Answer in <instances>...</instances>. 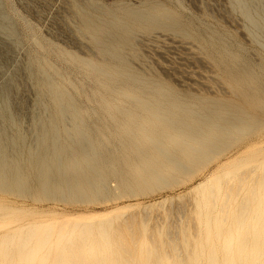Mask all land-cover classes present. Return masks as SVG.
<instances>
[{
	"label": "bare ground",
	"instance_id": "obj_1",
	"mask_svg": "<svg viewBox=\"0 0 264 264\" xmlns=\"http://www.w3.org/2000/svg\"><path fill=\"white\" fill-rule=\"evenodd\" d=\"M236 1L255 27L264 28L262 0L257 8L253 0ZM73 7L79 30L98 58H71L93 81L96 98L93 112L83 110L69 91L70 82L43 61L42 93L49 97L52 113L38 118L41 151L26 162L34 166L33 177L44 195L68 188L96 197L111 179L130 194L168 184L264 129V67L256 69L230 51L222 36L205 35L206 28L196 29L154 0L100 8L74 2ZM152 31L197 41L235 99L182 94L133 68L135 35L152 36ZM260 165V175L246 188L239 174V186L228 191L222 177L216 176L207 189L199 183L201 192L188 216L192 223L184 220L175 231L166 230V236L161 227H149L135 215L75 222L53 239L49 225L29 222L0 233V264H47L51 239L56 255L50 264H264V163ZM27 172L22 160H9L0 150L1 191L21 190Z\"/></svg>",
	"mask_w": 264,
	"mask_h": 264
},
{
	"label": "rangeland",
	"instance_id": "obj_2",
	"mask_svg": "<svg viewBox=\"0 0 264 264\" xmlns=\"http://www.w3.org/2000/svg\"><path fill=\"white\" fill-rule=\"evenodd\" d=\"M144 1L0 0V150L9 160L18 157L28 170V175L19 182L21 190H0V233L34 222L49 225L53 239L59 229L75 222L135 215L137 220L144 218L149 227H161L166 236V230L175 231L184 220L189 219L188 225L192 223L188 216L194 196L201 192L199 183L207 189L216 176L222 177L224 190L228 191L239 186L238 174L245 188L253 185L260 175V163H264V129L233 141L236 143L223 154L215 155L192 173L168 184L130 194L120 191L118 181L111 179L96 197L76 195L68 188L59 190L55 196L42 193L33 177L36 170L26 159L41 151L38 118L47 119L52 113L50 99L42 93L43 61L52 64L70 82L69 91L83 110L93 112L91 104L96 98L93 81L71 58H98L87 36L79 30L73 3L85 6L90 2L100 8L119 2L138 6ZM154 1L169 7L196 29L206 28L205 35L222 36L229 50L254 68L264 67V28L250 22L238 1ZM260 3L261 0L252 1L254 8ZM149 33L152 36L135 35L137 54L130 58L133 68L164 81L182 94L235 99L217 66L197 41L171 32ZM111 139L116 140V135H111ZM111 145L115 149L118 146ZM116 162L122 169L121 160ZM52 239L47 264L56 255Z\"/></svg>",
	"mask_w": 264,
	"mask_h": 264
}]
</instances>
